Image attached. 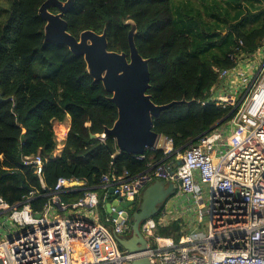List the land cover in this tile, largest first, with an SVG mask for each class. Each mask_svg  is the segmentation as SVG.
<instances>
[{
  "label": "trees",
  "instance_id": "obj_1",
  "mask_svg": "<svg viewBox=\"0 0 264 264\" xmlns=\"http://www.w3.org/2000/svg\"><path fill=\"white\" fill-rule=\"evenodd\" d=\"M45 1L0 0V197L11 205L32 190L47 193L61 177L97 186L111 170L137 175L165 157L156 149L140 160L119 153L114 139H99L117 120V107L103 84L87 73L82 56L45 43L46 22L39 16ZM65 20L77 38L86 30H106L108 50L128 55L130 26L124 23L137 24L139 53L150 60L153 102L186 100L154 120V131L173 139L177 149L227 117L228 108L202 102L219 83V72L237 67L238 58L254 54L264 40V0H76ZM68 117L65 147L54 157V125ZM37 155L48 157L46 189L36 170L24 163V157ZM80 196L65 195L64 200L75 202ZM46 201H35L33 209L41 211ZM181 228L180 220L172 222L158 235L178 240Z\"/></svg>",
  "mask_w": 264,
  "mask_h": 264
},
{
  "label": "built area",
  "instance_id": "obj_2",
  "mask_svg": "<svg viewBox=\"0 0 264 264\" xmlns=\"http://www.w3.org/2000/svg\"><path fill=\"white\" fill-rule=\"evenodd\" d=\"M263 48L264 40L254 54L239 57L237 67L221 70L211 97L202 102L228 108L227 117L178 149L173 139L161 136L154 150H164L165 157L149 163L142 173L111 170L97 186L61 177L47 193L32 190L14 205L0 197V264H132L137 258L152 264H264ZM58 126L63 128L55 130L54 157L65 147L59 132H69V126ZM178 160L183 164L171 174L169 168ZM46 162L48 157L41 155L24 157L43 189ZM156 180L181 183L176 196L187 202L186 225L178 240L160 237V228L179 221L168 217L165 207L159 217L141 225L147 250L131 254L117 242L132 231L130 209L121 206L136 205ZM73 194L81 196L75 202L64 200ZM42 198L47 200L42 210H34L33 203ZM202 228L208 232H196Z\"/></svg>",
  "mask_w": 264,
  "mask_h": 264
},
{
  "label": "water",
  "instance_id": "obj_3",
  "mask_svg": "<svg viewBox=\"0 0 264 264\" xmlns=\"http://www.w3.org/2000/svg\"><path fill=\"white\" fill-rule=\"evenodd\" d=\"M76 0H47L39 9V16L46 22L45 43L52 42L66 46L77 56H82L87 66V73L95 82H101L111 97L109 101L117 107L118 118L112 128H105L103 134L115 140L119 153L142 156L154 150L161 135L154 131V120L163 112L175 105L184 104L186 100L175 101L167 105H157L148 91L152 88L150 60L139 53L136 36L138 26L133 20L124 24L130 26L128 33L129 55L108 50L107 31L98 34L92 30L83 31L79 38L68 30L65 20ZM57 9L54 13L51 9ZM92 139L96 136L92 135ZM183 164L178 160L170 168L171 174ZM180 182L156 180L146 186L142 193L139 208L131 216V237L117 238L123 250L131 254L143 253L147 250V240L141 232L143 222L157 217L167 203L177 195ZM110 194L113 190H110ZM113 205L118 204L116 196ZM121 207L135 208L133 203H123ZM108 213H112V205H107ZM116 218V214H113ZM132 264H152L148 258H137Z\"/></svg>",
  "mask_w": 264,
  "mask_h": 264
},
{
  "label": "crops",
  "instance_id": "obj_4",
  "mask_svg": "<svg viewBox=\"0 0 264 264\" xmlns=\"http://www.w3.org/2000/svg\"><path fill=\"white\" fill-rule=\"evenodd\" d=\"M186 203L184 199L179 200V197H173L166 205V214L168 217L179 218L182 225H186Z\"/></svg>",
  "mask_w": 264,
  "mask_h": 264
},
{
  "label": "rangeland",
  "instance_id": "obj_5",
  "mask_svg": "<svg viewBox=\"0 0 264 264\" xmlns=\"http://www.w3.org/2000/svg\"><path fill=\"white\" fill-rule=\"evenodd\" d=\"M262 55H264V48L262 49ZM70 122H69V121ZM69 123H71V118L70 117H68L67 118V120H65V122H63V123H55V130H56V133L58 132V129H62L63 127L62 126H58L59 124H65L66 125V127L69 125ZM59 138L60 139H62L63 138V136H64V138H65V141H66V139H67V135L65 136V132H59ZM100 139V138H99ZM133 210L132 209H130V214H131V216L133 215ZM175 218H177V217H175ZM10 229V227H9V225L8 224H6L5 225V230L6 231H8ZM197 233H202V234H206L207 232H208V228H202V229H198L197 231H196ZM131 236L129 235V238H130ZM0 239H1V236H0Z\"/></svg>",
  "mask_w": 264,
  "mask_h": 264
},
{
  "label": "flooded vegetation",
  "instance_id": "obj_6",
  "mask_svg": "<svg viewBox=\"0 0 264 264\" xmlns=\"http://www.w3.org/2000/svg\"><path fill=\"white\" fill-rule=\"evenodd\" d=\"M140 202L136 203L135 208L133 209V212L139 208ZM124 237H129L128 234H126Z\"/></svg>",
  "mask_w": 264,
  "mask_h": 264
},
{
  "label": "clouds",
  "instance_id": "obj_7",
  "mask_svg": "<svg viewBox=\"0 0 264 264\" xmlns=\"http://www.w3.org/2000/svg\"><path fill=\"white\" fill-rule=\"evenodd\" d=\"M66 126V125H65ZM69 131H70V127H71V123H69ZM54 128H55V125H54ZM69 133V132H68ZM105 135V134H104ZM106 136V135H105ZM100 138V137H99ZM107 138V137H106ZM141 201V200H140Z\"/></svg>",
  "mask_w": 264,
  "mask_h": 264
},
{
  "label": "bare ground",
  "instance_id": "obj_8",
  "mask_svg": "<svg viewBox=\"0 0 264 264\" xmlns=\"http://www.w3.org/2000/svg\"><path fill=\"white\" fill-rule=\"evenodd\" d=\"M69 121V120H68ZM70 122V121H69ZM60 137V136H59Z\"/></svg>",
  "mask_w": 264,
  "mask_h": 264
}]
</instances>
